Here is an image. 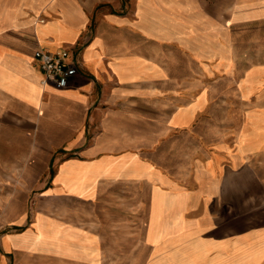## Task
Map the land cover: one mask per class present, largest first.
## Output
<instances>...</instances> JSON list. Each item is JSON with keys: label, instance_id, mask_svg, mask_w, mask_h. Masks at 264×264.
Wrapping results in <instances>:
<instances>
[{"label": "crops", "instance_id": "0c3cea01", "mask_svg": "<svg viewBox=\"0 0 264 264\" xmlns=\"http://www.w3.org/2000/svg\"><path fill=\"white\" fill-rule=\"evenodd\" d=\"M21 163L45 203L0 218V264H99L119 210L161 254L264 264V0H0V173ZM154 208L183 229L147 240Z\"/></svg>", "mask_w": 264, "mask_h": 264}, {"label": "rangeland", "instance_id": "374dc122", "mask_svg": "<svg viewBox=\"0 0 264 264\" xmlns=\"http://www.w3.org/2000/svg\"><path fill=\"white\" fill-rule=\"evenodd\" d=\"M233 3V1H232ZM253 28V26H252ZM250 28V29H252ZM6 172H2L0 177V218L12 219L20 213H27L28 219L34 214L37 203H45V198H42L38 193L40 191L41 181L36 184L30 178L15 177V171L23 174L26 171L28 163H21L17 168L14 164H4ZM17 174V173H16ZM248 188L254 190L255 187L251 182L248 183ZM254 204L248 203L250 208ZM255 211L249 212V215H254ZM113 217H117L120 221L119 227L111 228L104 227L103 229V257L99 264H155L167 260L168 254L171 252H161L152 249L150 245H144L141 242L131 240L134 227H128L125 224L129 219L128 212L119 210L112 212ZM248 220V219H247ZM234 223V221H232ZM223 229V228H219ZM140 233H143V228ZM225 230L230 231V234H236L238 232H252L255 227L246 225L244 221L236 222V225L226 227ZM111 231H115V235L111 234ZM117 231V232H116ZM253 236V233L249 234ZM253 239L248 243L251 247H254ZM190 245H194L190 243ZM181 247L173 248L172 251H179Z\"/></svg>", "mask_w": 264, "mask_h": 264}, {"label": "bare ground", "instance_id": "6f19581e", "mask_svg": "<svg viewBox=\"0 0 264 264\" xmlns=\"http://www.w3.org/2000/svg\"><path fill=\"white\" fill-rule=\"evenodd\" d=\"M156 202H160V198L155 196ZM156 203V207L159 205ZM174 208V207H173ZM171 213L162 209H152L150 220L147 225V240L159 241L163 239L168 233L175 232L176 230L183 229L184 221L173 210ZM187 236V232L183 233ZM171 245H174L171 243ZM40 246V245H39ZM181 247V246H179ZM207 247L204 244L190 245L187 243L182 246L179 251H172L167 256V260L155 262V264H221L218 259H206Z\"/></svg>", "mask_w": 264, "mask_h": 264}, {"label": "built area", "instance_id": "2783aa9c", "mask_svg": "<svg viewBox=\"0 0 264 264\" xmlns=\"http://www.w3.org/2000/svg\"><path fill=\"white\" fill-rule=\"evenodd\" d=\"M67 56L68 53L64 50L52 53L45 49H38L33 54L45 81L52 82L58 88L65 87L68 79L76 73L75 66L66 61Z\"/></svg>", "mask_w": 264, "mask_h": 264}]
</instances>
